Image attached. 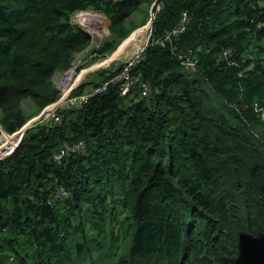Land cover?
I'll use <instances>...</instances> for the list:
<instances>
[{"label":"trees","instance_id":"1","mask_svg":"<svg viewBox=\"0 0 264 264\" xmlns=\"http://www.w3.org/2000/svg\"><path fill=\"white\" fill-rule=\"evenodd\" d=\"M146 1L0 0L2 129L58 98L52 75L90 44L73 13L106 16L103 55ZM161 1L126 96L113 85L28 128L0 160V264H264V0ZM78 141L84 151L53 160ZM57 184L69 194L48 205Z\"/></svg>","mask_w":264,"mask_h":264},{"label":"clouds","instance_id":"2","mask_svg":"<svg viewBox=\"0 0 264 264\" xmlns=\"http://www.w3.org/2000/svg\"><path fill=\"white\" fill-rule=\"evenodd\" d=\"M116 1V0H115ZM144 4V3H143ZM142 4V5H143ZM162 5H163V3H162V1L161 0H159V2L156 4V6L154 7V9H153V11H152V15H151V17H150V23H151V25L147 28V32H148V29L151 27L152 28V24H153V22H154V20H155V18H156V15H157V13L160 11V9H161V7H162ZM141 7V6H140ZM80 11H82L81 13H80ZM88 11H91V10H79V11H76L75 13H73L72 14V16H71V22L73 23V24H76V25H78L86 34H88L89 35V31H88V29L86 28V29H84L81 25H79L77 22H75L74 20H73V17H74V15L75 14H77V13H79L80 15H81V20L82 21H84L85 22V20H86V18H87V12ZM92 12H95L96 13V15H98V16H100L101 17V23H102V21H103V23L104 22H106V29H107V18H104V16H101L100 15V13L101 12H96V11H92ZM185 14H183V16H184ZM154 16V18H152ZM182 16V17H183ZM106 17V16H105ZM94 27L95 28H98L97 27V24L96 25H94ZM104 30V29H103ZM107 31H108V29H107ZM108 34H109V32H108ZM100 35V33L98 34V36ZM152 35V34H151ZM151 35L150 36H148V40H147V42L144 44V45H142V47H140V48H143L144 47V49H145V47H146V45L148 44V42H149V39H150V37H151ZM129 36V35H128ZM127 36V37H128ZM89 37H90V35H89ZM127 37L124 39V40H126L127 39ZM123 40V41H124ZM122 41V42H123ZM121 42V43H122ZM95 42H93V41H91V37H90V44L88 45V47L91 45H93ZM120 43V44H121ZM119 44V45H120ZM118 45V46H119ZM117 46V47H118ZM87 47V48H88ZM86 48V49H87ZM140 48H138L137 50H139ZM86 49H84V50H86ZM115 50V49H114ZM137 50H135L134 52H136ZM83 51V50H82ZM82 51H79V52H82ZM144 51V50H143ZM79 52H77L76 54H78ZM113 52V51H112ZM133 52V53H134ZM133 53L129 56V57H131L132 55H133ZM143 53V52H142ZM75 54V56H74V58H73V60H72V62H71V65L69 66V67H67L65 70H63V71H60V70H58V71H56L53 75H52V83L54 84V78L56 77V83L54 84L55 85V87H56V89H57V91H58V98L54 101V102H52L51 104H49V105H47L46 107H44L40 112H38L37 114H35V115H38V116H36V117H34V118H32L31 120H29V118H30V116L26 119V121L15 131V132H13V133H8V132H6V131H4L3 129H2V127L0 126V148L3 146V144H4V141L2 140V138H4V137H6V136H8V137H11V138H13V144L12 145H10V146H7V148L9 147V149L7 150V152L4 154V155H2V156H0V160H2L5 156H8V155H10L14 150H15V148L17 147V145L19 144V142H20V140L22 139V137H23V135H24V132L28 129V128H30V127H32V126H34V125H36V124H42V125H45L46 127H51V126H53V125H58V124H61L62 123V121H63V116H64V112L66 111V110H70V109H81L84 105H86L87 104V102L89 101V99L92 97V96H94V95H98V94H102V93H105L111 86H117V88H118V92H119V95L120 96H126L129 92H130V90L138 83V80H139V77L138 76H133L132 75V73H131V71H130V75H131V77L135 80V84H134V86L132 87V88H130L129 90H128V92H126L125 94H121V92H120V88H119V86H120V83L117 81V77H118V75L121 73V71H122V68H123V66H124V64H125V60H123V62L122 63H120L121 64V66H120V70L113 76V77H111V78H106V79H98L97 78V81H96V84H93L90 88H87V89H85V90H83V91H81V92H79V93H76L75 92V90L77 89V87L81 84V83H84V82H86V80L85 81H82V80H80V78L82 77V72L80 71V64H78V65H76V64H74V60H75V58H76V56L77 57H79L78 55H76ZM96 54H92V55H90V58H93L94 56H95ZM142 56V55H141ZM128 57V58H129ZM141 58V57H140ZM139 61V60H138ZM137 61V62H138ZM136 62V63H137ZM109 63V62H108ZM135 63V64H136ZM194 61H187L186 62V66L188 67V66H190V67H193L194 66ZM107 65V67H104L105 69H108V68H110V67H112L111 65L108 67V64H106ZM116 66V65H115ZM114 67V66H113ZM132 69V68H131ZM79 71H80V73H79ZM104 82H108V84H107V86H106V88L105 89H103L101 92H94V90H95V88H97L98 86H101V85H103V83ZM141 84V86H142V91H141V96L140 97H143V96H146L147 94H148V91H149V89H150V87L146 84V83H143V82H141L140 83ZM145 86H147L148 87V90H147V92H146V94H143V91H144V87ZM83 94H85V95H88V98H87V101L85 102V103H83L80 107H75V106H71V107H68V106H64V107H62V108H57V112H59V114H60V116H61V121L60 122H51L50 124H47V123H44V122H40L39 121V118H40V116H41V114H42V112L43 111H46V110H48L50 107H53V106H55L61 99H66L69 103L71 102V100H72V98L73 97H77V96H80V95H83ZM26 102H29V105H30V101L29 100H27V101H25V102H23V106H24V103H26ZM25 107V106H24ZM254 107H255V109L258 111V112H260V114H261V117L264 119V108H261V107H258L257 106V104L255 103L254 104ZM1 112V111H0ZM31 116H34V115H31ZM78 142H80V141H78ZM78 142H75V143H73V144H76V143H78ZM83 142V141H82ZM84 143V142H83ZM73 144H64L63 146H61L60 147V149L61 148H63L65 145H73ZM60 149H58L54 154H53V160L56 162V163H61L62 161H64V160H66L68 157H70L72 154H74V153H78V152H82V151H84V149H85V145H84V149L83 150H80V151H77V152H73V153H71V154H69L68 156H66V157H64L61 161H56L55 159H54V155L57 153V152H59L60 151ZM59 186H61L65 191H66V195L64 196V197H60V198H58V199H56V200H54V201H52L51 203H49L48 202V200H50V197H51V193L52 192H54L55 190H56V188H58ZM68 194H69V192L62 186V185H60V184H57L56 186H55V188L49 193V195H48V197L46 198V203L48 204V205H53L56 201H58V200H62L63 198H65V197H67L68 196Z\"/></svg>","mask_w":264,"mask_h":264},{"label":"rangeland","instance_id":"3","mask_svg":"<svg viewBox=\"0 0 264 264\" xmlns=\"http://www.w3.org/2000/svg\"><path fill=\"white\" fill-rule=\"evenodd\" d=\"M159 0H147L137 11H135L130 17V21L127 23L129 27L136 25L132 30L126 40H124L113 52H108L106 54H98L95 51H92L93 48H98L103 39H105L109 34L106 29V22L101 23V17L96 15L95 12L88 11L87 18L84 21L81 20V15L79 13L75 14L73 20L81 25L84 29H88L91 41L95 42L92 46L90 45L86 50L79 52V57L76 56L74 64H80V71L82 72V81H90L96 83V71L100 69H105L111 65L112 67L118 65L126 60L135 50L142 47L148 40L147 28L151 25L150 17L152 11ZM82 11H80L81 13ZM101 16H104L100 13ZM104 18H106L104 16ZM97 24L98 28H95L94 25ZM104 29V30H103ZM100 35L98 36V34ZM116 53L115 57H112ZM96 54L93 58H90V55ZM111 59V60H110ZM109 62V63H108ZM189 69L193 67L188 66ZM91 69V70H90ZM79 71V73H80ZM96 75V76H95ZM56 83V77L54 78V84ZM91 87V86H90ZM88 87V88H90ZM24 106L28 112H31V106L29 102L24 103ZM39 115V114H38ZM30 116L29 120L38 116ZM4 141L3 146L0 148L1 156L4 155L8 148L13 143V138L6 136L2 138ZM7 145V146H6Z\"/></svg>","mask_w":264,"mask_h":264},{"label":"built area","instance_id":"4","mask_svg":"<svg viewBox=\"0 0 264 264\" xmlns=\"http://www.w3.org/2000/svg\"><path fill=\"white\" fill-rule=\"evenodd\" d=\"M152 18H154V16ZM188 22H189L188 18L184 15L181 18L179 24L175 28L166 32L164 39L171 41L172 38L176 37L179 33H181L185 29ZM151 34H152V28L150 27L148 29V36H150ZM143 50H144V47L140 48L139 50L134 52L131 57L125 60V64L122 68V71L117 77V81L120 83L119 88H120L121 94H125L126 92H128L130 88L134 86L135 80L131 77L130 71H131V68L135 65V63L140 59ZM107 84L108 82H104L103 85L95 88L94 92L96 93L101 92L103 89L106 88ZM147 90H148V87L145 86L143 94H146ZM87 98H88V95L83 94L77 97H73L70 103L66 99H61L55 106L50 107L46 111H43L39 118V121L47 123V124H50L52 121L60 122L61 116L59 112H57V108H62L64 106L80 107L83 103L87 101ZM83 149H84V143L82 141L76 144H73V145H65L63 148L60 149L59 152H57L54 155V159L56 161H61L64 157L68 156L69 154L83 150ZM66 194H67L66 191L61 186H59L58 188H56L54 192L51 193V197H50V200H48V202L51 203L52 201L60 197L61 198L64 197Z\"/></svg>","mask_w":264,"mask_h":264},{"label":"bare ground","instance_id":"5","mask_svg":"<svg viewBox=\"0 0 264 264\" xmlns=\"http://www.w3.org/2000/svg\"><path fill=\"white\" fill-rule=\"evenodd\" d=\"M116 53L112 56V57H115ZM111 60V59H110ZM91 70V69H90ZM10 139V138H9ZM12 145V144H11ZM7 146V145H6ZM4 147V146H3Z\"/></svg>","mask_w":264,"mask_h":264}]
</instances>
